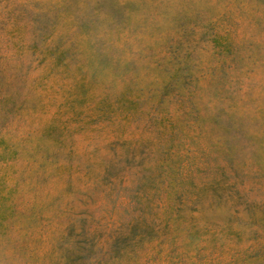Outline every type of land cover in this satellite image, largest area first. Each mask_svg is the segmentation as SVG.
<instances>
[{
    "label": "rangeland",
    "instance_id": "obj_1",
    "mask_svg": "<svg viewBox=\"0 0 264 264\" xmlns=\"http://www.w3.org/2000/svg\"><path fill=\"white\" fill-rule=\"evenodd\" d=\"M0 264H264V0H0Z\"/></svg>",
    "mask_w": 264,
    "mask_h": 264
}]
</instances>
